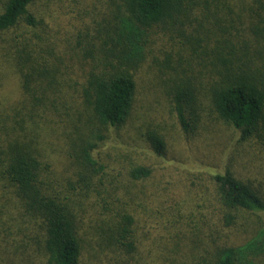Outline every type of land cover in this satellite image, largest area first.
I'll return each mask as SVG.
<instances>
[{
  "label": "trees",
  "instance_id": "obj_1",
  "mask_svg": "<svg viewBox=\"0 0 264 264\" xmlns=\"http://www.w3.org/2000/svg\"><path fill=\"white\" fill-rule=\"evenodd\" d=\"M39 1L0 0V264H264V185L166 192L109 141L135 124L168 158L171 118L184 145L229 127L264 156V0Z\"/></svg>",
  "mask_w": 264,
  "mask_h": 264
},
{
  "label": "rangeland",
  "instance_id": "obj_2",
  "mask_svg": "<svg viewBox=\"0 0 264 264\" xmlns=\"http://www.w3.org/2000/svg\"><path fill=\"white\" fill-rule=\"evenodd\" d=\"M107 1L41 0L35 4L33 12L37 16H44L47 12L54 11L53 8H57L55 14L58 15L64 13L62 10L75 9L78 5L81 9H86L88 13H95L96 16L100 17L103 15L102 11H106ZM59 8H62V10H59ZM55 25H57V22H55ZM143 70L144 68L142 71L140 70L137 80L138 93L141 97L147 94L150 83L148 71L143 74ZM167 120L164 114L162 121H167V124H165L167 127L166 134L171 146L168 158L158 157L146 143H143L142 132L135 129V124H133L132 128L134 129L131 132L133 139L131 137L124 139L121 135L115 133L118 143L114 139L109 140L115 151L121 149L127 154H132L141 163L153 168V178L147 181L149 187L159 184L164 191L169 192V187L179 184L186 190L197 192L202 196L206 195L207 189L211 187V175L228 169L240 178L252 181L254 185H264V156H261L262 154L256 150L257 148H251L248 141L241 140V135L237 131L229 127L218 128L217 133L207 131L195 138L194 142L190 141L184 145L182 134L176 127L172 126V119ZM213 129L215 130V128ZM128 130H122L121 134L125 135ZM117 166L115 165V167ZM171 182H174V184L170 185ZM166 192L164 198L169 194ZM184 196L186 198V194ZM180 197L178 194V201L182 200ZM2 202L1 205H5L4 201ZM1 205L0 211H4ZM6 214L1 220L4 222L3 226L5 228L8 226L11 228L18 224V221L12 218L13 215L10 210Z\"/></svg>",
  "mask_w": 264,
  "mask_h": 264
}]
</instances>
